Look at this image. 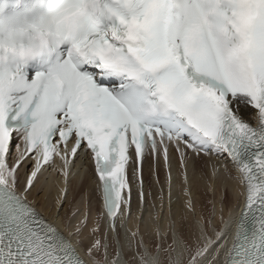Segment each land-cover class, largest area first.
<instances>
[{"label":"snow or ice","instance_id":"obj_1","mask_svg":"<svg viewBox=\"0 0 264 264\" xmlns=\"http://www.w3.org/2000/svg\"><path fill=\"white\" fill-rule=\"evenodd\" d=\"M205 160L237 185L218 226L190 191ZM81 170L98 215L66 211ZM134 190L154 250L119 239ZM0 264H264V0H0Z\"/></svg>","mask_w":264,"mask_h":264},{"label":"bare ground","instance_id":"obj_2","mask_svg":"<svg viewBox=\"0 0 264 264\" xmlns=\"http://www.w3.org/2000/svg\"><path fill=\"white\" fill-rule=\"evenodd\" d=\"M201 166H203L204 169L206 167V169L202 170L200 167H198L199 171H197L195 175H192V173L190 172V180H191L190 191L193 197L196 216L197 217H199L200 215L204 216L202 211L204 209L210 208V200L212 201L215 199L214 202L217 201L216 197L215 198L212 197L215 194H218L219 196L222 194L224 196L223 200L225 204V215L227 216V209L235 206L239 202V197L237 196L236 182L234 180L228 179L223 174H217V176L214 177L211 162L207 160L202 161ZM201 172H204L205 176L203 174H202L203 177L199 175L201 174ZM144 173H145V178L147 179L149 174V169L147 164L144 167ZM161 178H163L162 169H161ZM42 186H43V192L41 196L42 197L46 196L50 202L54 203L57 197L59 196V188L63 186V178L60 177L57 173H53L49 171V173L46 174L44 181L42 182ZM85 194L90 196L91 199L95 198L94 200L95 205L93 204L92 210L94 214L98 215L99 214L98 210L99 212L101 211L102 205L98 198V195L96 194L95 184H93L92 179L88 175V173L84 172V170H81V175L78 178L73 179L71 188L69 190L68 199L73 202L71 205H67V204L65 205L66 211L68 212L69 215H71L72 210L77 206H79L82 210L83 208L82 199ZM196 194L198 195L199 198L195 197ZM211 197L212 199H210ZM195 198L199 199L198 206H196L197 204L195 205V201L198 200ZM185 199L186 198L183 195L182 186L176 187L173 192V203H172V210L175 214H180L186 211L183 206ZM220 200L218 202L219 204L221 203ZM216 203L215 206L218 212L220 205ZM132 207H133L132 217L128 221H126L125 226L123 228L119 229V239L121 240V242H125L126 237H130L131 231H135L137 224H139L140 235L143 237L145 243L154 250L153 238L155 237V232L152 223V214L154 212L159 211V205L157 204L156 209H153L151 207V204H149L147 209L141 211L138 206V200L135 196V192H133ZM138 212L140 215V220L136 219ZM204 212H206V210ZM161 215L165 217L168 215L167 202H166V207L164 208ZM191 219L192 216L191 214H189V220ZM215 221L218 226V220L216 219ZM101 224L102 227H104L103 221L101 222ZM91 239L92 237L88 235L85 240L86 246L91 242ZM130 258L131 256L127 257V259Z\"/></svg>","mask_w":264,"mask_h":264},{"label":"rangeland","instance_id":"obj_3","mask_svg":"<svg viewBox=\"0 0 264 264\" xmlns=\"http://www.w3.org/2000/svg\"><path fill=\"white\" fill-rule=\"evenodd\" d=\"M201 163L202 162H200L198 165L199 166H197V171H199V168L198 167H200L202 170H205L206 169V167H205V169H204V167L203 166H201ZM196 171V172H197ZM205 176V174H204V172H201V174H199V175H201L202 177H203V175ZM133 192H135V190L133 191ZM42 194V193H41ZM215 195H217V196H215ZM215 195H213L212 197H216V202L218 203L219 202V200L221 199L220 197H222L223 195L221 194L220 196L218 195V194H215ZM195 197H198V195L196 194V196ZM212 197L210 198V199H212ZM219 197V198H218ZM224 197V196H223ZM199 198V197H198ZM198 198H195V199H198ZM218 198V199H217ZM195 199H194V201H195ZM224 199V198H223ZM94 200H95V198H93V199H91V203H92V206H93V204L95 205V202H94ZM215 200V199H214ZM214 200H210V208H208V209H204L202 212H203V214H204V217H205V219L207 220V219H209V218H212L214 221L216 220L215 218H216V216H213V205L216 203V202H214ZM198 201H199V199L198 200H196L195 201V205L196 206H198ZM213 202H214V204H213ZM220 202H221V200H220ZM216 203V204H217ZM219 204V203H218ZM220 205V204H219ZM201 209V208H200ZM202 210V209H201ZM206 210V212H204ZM98 213H99V210H98ZM209 216V217H208ZM214 217V218H213ZM111 242V241H110ZM155 242H156V236L153 238V247L155 246ZM112 244V247H110V249H109V252H110V254L111 253H113L114 252V249H115V242H113V243H111ZM131 259V258H130Z\"/></svg>","mask_w":264,"mask_h":264}]
</instances>
